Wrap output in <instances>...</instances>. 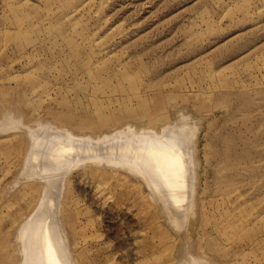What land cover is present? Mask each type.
<instances>
[{
    "label": "rangeland",
    "instance_id": "1",
    "mask_svg": "<svg viewBox=\"0 0 264 264\" xmlns=\"http://www.w3.org/2000/svg\"><path fill=\"white\" fill-rule=\"evenodd\" d=\"M5 110L93 134L201 122L196 213L181 227L126 168L87 160L62 174L80 264H177L188 251L264 264V0H0ZM30 145L0 126V264L20 259L15 232L42 193L36 178L11 185Z\"/></svg>",
    "mask_w": 264,
    "mask_h": 264
},
{
    "label": "bare ground",
    "instance_id": "2",
    "mask_svg": "<svg viewBox=\"0 0 264 264\" xmlns=\"http://www.w3.org/2000/svg\"><path fill=\"white\" fill-rule=\"evenodd\" d=\"M8 110L0 118L2 130H25L31 142L21 176L11 185L14 188L23 179L31 178L43 182L37 206L15 232L20 255L17 264H80L63 225L64 177L63 185L59 186L62 174L83 161L111 164L139 175L148 186L151 202L161 201L163 206L158 211L168 214V220L179 227L196 213L194 202L200 164L197 142L201 122L198 124L194 117V122L184 117L165 122L160 128L139 126L130 121L110 131L93 134L78 133L42 119L33 126L25 123L22 115L17 113L16 117ZM193 253L188 251L177 264H213Z\"/></svg>",
    "mask_w": 264,
    "mask_h": 264
}]
</instances>
